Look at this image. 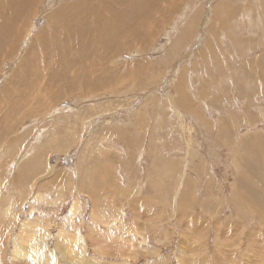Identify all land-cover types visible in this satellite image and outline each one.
Masks as SVG:
<instances>
[{"label": "rangeland", "instance_id": "1", "mask_svg": "<svg viewBox=\"0 0 264 264\" xmlns=\"http://www.w3.org/2000/svg\"><path fill=\"white\" fill-rule=\"evenodd\" d=\"M66 1L32 6L0 58V264H264V0H170L99 50L85 97L45 68ZM42 32L41 81L18 92Z\"/></svg>", "mask_w": 264, "mask_h": 264}, {"label": "bare ground", "instance_id": "2", "mask_svg": "<svg viewBox=\"0 0 264 264\" xmlns=\"http://www.w3.org/2000/svg\"><path fill=\"white\" fill-rule=\"evenodd\" d=\"M43 1V0H42ZM45 1V0H44ZM51 1V0H46ZM63 1V0H62ZM65 1V0H64ZM182 1V0H181ZM39 2V0H0V58L2 56L7 55L6 49L11 50V52H15L16 50V44H14L15 40L19 39V37L22 34V30H24L25 22L28 20L27 15H29L31 11L32 6H36V4ZM67 3L59 4L61 6L60 8H57L58 11H55L53 14L47 17V23L48 26V32L52 44L55 45V54L56 58L59 61L58 68L54 72H50V66L46 65L45 68L48 72V77L51 80V78L56 79V74H58V71L61 69L62 64L65 63L66 69L63 71L64 68H62V71L59 75L63 74L64 79L67 77V75H71L72 79L75 80L73 84H71L72 88L75 90V87L79 85V91L81 92L82 96H86V92L84 89L90 85H86L91 80H94L91 78L93 74V70L96 67L95 64L99 61L100 63V69L103 70V72H107L105 69V63H101V61L104 62V58L101 59L98 56V59H96V55L99 52V50L105 51L104 53L106 55L110 54L107 51L106 47H109L114 40L120 41L119 38H124L125 35L129 34H136V32H142L148 24H150L151 21L158 17L164 18V15H168L169 8L167 7L168 4L171 5L172 3L170 0H67ZM223 2V1H222ZM49 3V2H47ZM51 3V2H50ZM225 3V1H224ZM52 4V3H51ZM56 3L54 2V5ZM165 4L164 7L162 5ZM57 5V4H56ZM47 7V4L45 5ZM49 6H51L49 4ZM48 6V7H49ZM37 7V6H36ZM58 7V6H57ZM34 8V7H33ZM38 8V7H37ZM41 8H43L41 4ZM52 8V7H51ZM50 8V9H51ZM55 8V7H54ZM53 8V9H54ZM227 8V7H226ZM46 9V8H45ZM39 10V9H38ZM37 10V11H38ZM41 10V9H40ZM55 10V9H54ZM36 11V12H37ZM44 11V10H43ZM51 11V10H49ZM41 12V11H39ZM48 12V11H47ZM259 15V14H258ZM46 16V14H45ZM220 16V15H219ZM34 17V16H33ZM32 19V18H31ZM34 19V18H33ZM220 20V19H219ZM156 22V20H155ZM157 23V22H156ZM249 23V22H248ZM21 25V28L19 25ZM46 25V24H45ZM222 26V25H221ZM220 26V27H221ZM30 27V26H28ZM27 27V28H28ZM28 30V29H27ZM46 31V30H44ZM26 32V31H25ZM148 32V31H147ZM31 34V33H30ZM26 35V34H25ZM32 35V34H31ZM45 35V32L39 33L38 37H41V41L38 39V37L35 35L33 37V41L35 42V45H38L37 49L39 50V53H37V61L36 65L39 68L36 69V65H30V68L28 65H25L23 62V65H21V75L20 79L14 80L16 81L15 88L18 90V92H27L30 87L33 85L32 79L40 80L41 81V60L43 59L44 62H46L48 58V51L49 49L44 44L45 40H42ZM27 36V35H26ZM140 36V35H139ZM144 36V35H141ZM24 37V36H23ZM26 38V37H24ZM28 38V37H27ZM143 38V37H142ZM147 38V37H146ZM21 39V38H20ZM152 39V38H150ZM48 40V39H47ZM46 40V41H47ZM143 40V39H142ZM144 40H146L144 38ZM20 41V40H19ZM18 42V41H17ZM29 42V41H28ZM37 42V43H36ZM183 42V41H182ZM181 42V43H182ZM22 43V42H21ZM30 43V42H29ZM28 43V44H29ZM46 43V42H45ZM248 43V42H247ZM48 44V43H47ZM115 44V43H114ZM120 44V43H119ZM172 44V43H171ZM180 44V43H179ZM21 45V44H20ZM23 46V45H21ZM177 46V44H176ZM161 47V46H160ZM215 47V46H214ZM23 48V47H20ZM35 48V47H34ZM245 48V47H244ZM32 50L33 48L30 47ZM111 49V48H110ZM138 49V48H137ZM249 48H247L248 50ZM22 50V49H21ZM30 50V51H31ZM127 50V49H126ZM129 50V49H128ZM246 50V49H245ZM20 51V50H19ZM26 51V50H25ZM29 51V50H28ZM37 52V50H35ZM42 51V52H41ZM248 52V51H247ZM4 53V54H3ZM20 53V52H19ZM25 53V52H24ZM23 53V55H24ZM31 53V52H30ZM52 53V52H51ZM101 53V52H100ZM246 53V52H245ZM10 54V53H9ZM27 54V52H26ZM112 54V53H111ZM172 54V53H171ZM187 54V53H186ZM200 54V53H199ZM34 55V54H32ZM165 55V54H164ZM12 56V55H11ZM22 56V55H21ZM199 56V55H198ZM7 57V56H6ZM14 57V56H12ZM11 57V58H12ZM34 57V56H33ZM107 57V56H106ZM29 58V55H28ZM27 58V59H28ZM210 58V57H209ZM15 59V58H13ZM19 60V59H18ZM50 60V59H49ZM202 60V59H201ZM200 60V63H201ZM205 60V59H203ZM210 60V59H209ZM4 61V60H3ZM32 61V60H31ZM30 61V62H31ZM248 61V60H247ZM10 62V61H9ZM115 62H117L115 60ZM113 62V64L115 63ZM246 62V61H245ZM244 62V64H246ZM40 63V67H39ZM49 63V62H48ZM107 63V62H106ZM119 63V62H118ZM139 63V62H138ZM136 63V64H138ZM248 63V62H247ZM15 64V63H14ZM111 64V63H110ZM135 64V66H136ZM142 64V63H141ZM144 64V63H143ZM203 64V63H202ZM212 64V63H211ZM242 64V62H241ZM240 64V65H241ZM243 64V65H244ZM45 65V64H44ZM155 65V64H154ZM237 65V63H236ZM249 65V64H247ZM26 66L29 70L26 69ZM99 66V65H98ZM124 66V65H123ZM145 66V64H144ZM143 66V67H144ZM238 66V65H237ZM236 66V67H237ZM32 67V69H31ZM110 67H112L110 65ZM142 67V65H141ZM212 67V66H211ZM239 67V66H238ZM244 67V66H242ZM43 68V67H42ZM107 68V67H106ZM121 68V67H120ZM246 68V67H245ZM248 68V67H247ZM241 69V68H239ZM244 69V68H243ZM242 69V71H243ZM71 70H73V74H71ZM117 71V69H116ZM176 71V70H175ZM246 71V69H245ZM121 73V72H120ZM249 73V72H248ZM262 73V72H261ZM12 74V73H11ZM26 74L28 78L25 77ZM44 74V73H43ZM115 74V72H113ZM150 74V72H149ZM181 74V73H180ZM247 74V72L245 73ZM263 74V73H262ZM24 76V77H23ZM182 76V75H181ZM187 76V75H186ZM246 76V75H245ZM249 76V74H248ZM15 77H17L15 75ZM106 77V76H105ZM123 77V76H122ZM148 77V75H147ZM151 76L150 78H152ZM178 77V76H177ZM253 77V76H252ZM14 78V77H13ZM22 78V79H21ZM109 78V77H108ZM107 78V79H108ZM149 78V77H148ZM247 78V77H245ZM48 79V81H49ZM106 79V80H107ZM179 79H182L179 77ZM31 80V81H30ZM103 80V81H102ZM211 80V79H210ZM67 82V80H65ZM64 81V82H65ZM105 79L102 77L99 79L98 82L103 83ZM112 81V80H111ZM212 81V80H211ZM247 81V80H246ZM13 82V83H14ZM260 82V81H259ZM46 83V82H45ZM63 83V82H62ZM97 83V82H96ZM212 83V82H211ZM210 83V84H211ZM261 83V82H260ZM28 84H30L29 89L25 91ZM56 84V83H55ZM109 84V81L106 83V85ZM219 84V83H218ZM166 85V84H165ZM53 86V85H52ZM64 86V85H63ZM108 86V85H107ZM220 86V85H218ZM2 87V86H1ZM51 87V86H50ZM49 87V88H50ZM59 87V86H58ZM91 88H94L95 85L90 86ZM6 88V87H5ZM4 88V89H5ZM55 89V88H54ZM58 89V88H57ZM61 89V88H60ZM64 89V88H63ZM69 89V88H67ZM66 89V90H67ZM53 90V89H52ZM65 90V89H64ZM65 90V91H66ZM98 90V89H97ZM101 90V89H99ZM4 91V90H3ZM6 91H9L6 89ZM11 91V90H10ZM33 91V90H31ZM48 87H43V92H47ZM62 91V90H61ZM89 91V90H88ZM29 92V91H28ZM59 92V91H58ZM73 92V91H72ZM105 92V91H104ZM145 92V91H144ZM6 94V92H4ZM13 93V92H12ZM31 93V92H30ZM56 93V92H55ZM60 93V92H59ZM69 93V92H68ZM8 94V93H7ZM29 94V93H28ZM63 94V93H62ZM121 94V93H119ZM209 94V93H208ZM27 95V94H25ZM66 95V94H65ZM218 95V94H217ZM122 96V95H121ZM8 97H10L8 95ZM26 97V96H23ZM22 97V98H23ZM34 97V96H33ZM64 97V95L62 96ZM70 97V93H69ZM77 97V95H76ZM93 97V96H92ZM91 97V98H92ZM150 97V96H149ZM1 98V97H0ZM19 100H23V99ZM27 98V97H26ZM31 98L32 97H28ZM56 98V97H54ZM219 98V97H218ZM45 99V98H44ZM57 99V98H56ZM164 99V98H163ZM49 100V99H48ZM61 100V99H60ZM202 100V99H201ZM208 100V99H207ZM13 101V100H12ZM15 101V100H14ZM13 101V102H14ZM20 101V102H21ZM41 101V100H40ZM47 101V100H46ZM50 101V100H49ZM5 102V101H4ZM19 102V103H20ZM26 102V101H25ZM25 102L20 103L23 104V106L26 107ZM48 102V101H47ZM60 102V101H59ZM17 103V102H16ZM39 103V102H38ZM56 103V102H55ZM206 103V102H205ZM42 104V103H41ZM52 104V103H51ZM90 104V103H89ZM32 106V105H31ZM82 106V105H80ZM6 107V106H5ZM19 107V106H18ZM42 107V106H41ZM10 108V107H9ZM17 108V107H15ZM178 108V107H177ZM210 108V107H209ZM24 109V108H23ZM42 109V108H41ZM53 109V108H52ZM12 110V109H11ZM40 110V109H39ZM51 111V110H50ZM72 111V110H71ZM70 111V113H71ZM74 111V110H73ZM177 112V111H176ZM178 113V112H177ZM31 114H33V111L30 109H27L24 111L23 116L24 117H31ZM72 114V113H71ZM7 115V114H6ZM49 115V114H48ZM52 115V114H51ZM58 115V114H57ZM182 116L184 114H181ZM217 115V114H216ZM4 116V115H3ZM156 116V115H155ZM53 117V115L51 116ZM50 117V118H51ZM3 118V117H2ZM190 120V119H189ZM5 121V120H4ZM43 122V121H42ZM124 122V121H123ZM169 122V121H168ZM171 122V121H170ZM33 123V122H32ZM164 123V122H163ZM167 123V122H166ZM7 123L6 125H8ZM213 124V123H212ZM19 124H17L18 126ZM27 126V125H26ZM154 126V125H153ZM196 126V125H195ZM6 128L8 126H5ZM87 127V126H86ZM212 127V126H211ZM3 129V128H2ZM5 129V128H4ZM1 130V128H0ZM121 130V129H120ZM200 131V130H199ZM4 132V131H3ZM251 132V131H250ZM200 133V132H199ZM198 133V134H199ZM221 133V132H220ZM2 134V133H1ZM7 134V133H6ZM200 135V134H199ZM204 135V133H203ZM5 136V134H4ZM2 137V135H1ZM11 137V136H10ZM19 138V136H18ZM35 138V137H34ZM215 139V138H214ZM14 140V139H13ZM18 141V140H17ZM20 141V140H19ZM204 141V140H203ZM21 142V141H20ZM207 142V141H206ZM11 143V142H10ZM199 143V142H198ZM223 143V142H222ZM8 144V143H6ZM16 144V143H15ZM136 144V143H134ZM4 146V145H3ZM2 146V148H3ZM30 146V145H29ZM211 146V145H210ZM209 146V147H210ZM10 147V146H9ZM13 147V146H12ZM23 147V146H22ZM166 147V146H165ZM256 147V146H254ZM239 148V147H238ZM258 148V147H257ZM163 149V148H162ZM210 149V148H209ZM2 150V149H1ZM11 150V149H10ZM251 150V149H250ZM213 151V149H212ZM131 152V151H130ZM137 152V150H136ZM170 153V152H169ZM264 153V152H263ZM5 156V155H4ZM2 157V156H1ZM133 157V156H132ZM195 157V156H194ZM138 159V158H137ZM170 159V158H169ZM173 159V158H172ZM210 160V159H209ZM60 162V161H59ZM259 162V161H258ZM263 162V161H262ZM128 164V163H127ZM262 165V164H261ZM108 167V166H107ZM11 169V168H10ZM138 169V168H137ZM155 170V169H154ZM260 170L257 168V171ZM264 170V169H263ZM4 172V171H3ZM255 172V171H254ZM256 173V172H255ZM260 174V173H258ZM252 175V174H251ZM255 175V174H254ZM9 176V175H8ZM145 176V175H144ZM262 176V175H261ZM11 177V176H10ZM259 178V175H258ZM7 179V178H6ZM145 179V178H144ZM256 179V178H255ZM145 181V180H144ZM259 181V180H258ZM258 181L256 183H258ZM260 182V181H259ZM144 183V182H143ZM262 183V182H261ZM5 184V183H4ZM253 186V185H252ZM264 187V186H263ZM251 190V189H250ZM256 190V189H255ZM258 191V190H257ZM262 191V190H259ZM145 197V196H144ZM37 197H35L36 199ZM34 199V198H33ZM259 199V198H258ZM251 200H252V194H251ZM260 200V199H259ZM12 201V200H11ZM129 201V200H128ZM256 201V200H255ZM260 202V201H259ZM262 202H264L262 200ZM255 203V202H253ZM256 204V203H255ZM6 205V204H5ZM251 205V203H250ZM101 206V205H100ZM34 207V206H33ZM106 207V206H105ZM261 207V206H259ZM70 214L73 212V205L71 207ZM262 208V207H261ZM243 210V209H242ZM238 211V210H237ZM241 212V211H240ZM244 212V211H243ZM246 212V211H245ZM244 212V213H245ZM141 213V212H140ZM248 213V212H247ZM5 214V213H4ZM243 214V213H242ZM264 215V209H260V211L257 213ZM248 216V215H245ZM244 217V216H243ZM242 218V216H241ZM246 218V217H244ZM243 218V219H244ZM38 219V218H37ZM259 221V220H258ZM261 221V220H260ZM30 222V221H29ZM27 222V223H29ZM26 225V223H25ZM31 227V225H30ZM33 227V226H32ZM27 229V228H26ZM30 232V231H29ZM24 233V231H23ZM30 234V233H29ZM24 235V234H23ZM22 235V236H23ZM22 236L20 238H22ZM26 236V235H25ZM31 237V236H27ZM16 251H18L16 249ZM21 252L19 251V254ZM18 254V253H17ZM16 254V255H17ZM18 256V255H17ZM20 258L25 256V253L22 255H19ZM29 256V255H27ZM44 259V257H43ZM43 261V260H42Z\"/></svg>", "mask_w": 264, "mask_h": 264}]
</instances>
